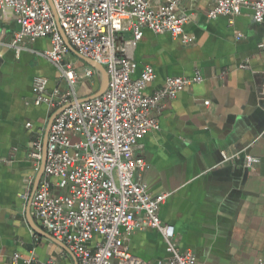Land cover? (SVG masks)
<instances>
[{"label": "crops", "instance_id": "obj_1", "mask_svg": "<svg viewBox=\"0 0 264 264\" xmlns=\"http://www.w3.org/2000/svg\"><path fill=\"white\" fill-rule=\"evenodd\" d=\"M207 6L206 0L184 5L191 14L183 26L190 43L144 30L128 49L133 78L143 66L155 73L146 95L167 77L198 72L204 78L153 113L159 130L138 143L136 156L147 169L136 178L149 193L168 195L159 219L173 227L180 251L192 252L196 264H264V22L257 23L247 8L234 19L210 20ZM17 29L12 11L1 10L0 37L8 41ZM50 48L48 39H38L26 42L19 55L0 51V264H19L15 254L31 256L35 264H76L66 249L32 229L29 218L43 230L29 199L22 198L28 188L32 192L36 175L28 160L31 142L40 137L43 143L55 112L33 104V80L45 78L49 90L58 86L67 92L57 69L40 56ZM66 62L90 68L72 51ZM98 83L95 73L92 81L79 84L78 100L92 96ZM221 153L239 156L222 164ZM245 155L258 164L246 168ZM29 179L32 183H25ZM122 248L142 264L168 257L153 229L124 236Z\"/></svg>", "mask_w": 264, "mask_h": 264}, {"label": "built area", "instance_id": "obj_2", "mask_svg": "<svg viewBox=\"0 0 264 264\" xmlns=\"http://www.w3.org/2000/svg\"><path fill=\"white\" fill-rule=\"evenodd\" d=\"M187 1L201 0H51L54 16L47 0H0V11L11 10L18 27L8 41L0 37V51L19 55L26 42L48 39L51 48L40 56L67 85V92H62L58 86L49 90L45 78L32 83L34 105L52 111L68 107L50 127L43 174L30 207L42 229L63 244L77 264H142L123 250L122 239L144 229L156 230L165 244L168 257L157 264H196L192 252L180 251L173 227L159 219L168 195L149 193L136 178L147 165L135 152L146 134L159 130L153 113L204 78L198 72L192 77H167L161 88L146 95L155 73L143 66L133 78L136 67L128 56L144 30L190 43L183 32L191 18L184 10ZM206 1L210 20L234 19L247 8L257 23L264 22V0ZM124 34H130V39L125 40ZM63 37L79 56L105 69L108 86L100 97L78 102L76 87L92 81L95 72L66 62L70 50ZM238 156L221 153L222 164ZM41 159L42 140L37 137L28 153L35 174ZM258 162L256 157L244 156L248 169ZM30 194L28 188L22 198L27 200ZM13 261L35 264L33 257L17 254Z\"/></svg>", "mask_w": 264, "mask_h": 264}, {"label": "water", "instance_id": "obj_3", "mask_svg": "<svg viewBox=\"0 0 264 264\" xmlns=\"http://www.w3.org/2000/svg\"><path fill=\"white\" fill-rule=\"evenodd\" d=\"M54 16H55V12H54V9H53V6H52V3H51V0H47ZM63 36V35H62ZM64 38V37H63ZM64 41H65V44L66 46L68 47V49L70 51H72L73 53H75L76 55H78L74 49L69 45V43L67 42V40L64 38ZM78 57L83 61L85 62L91 69H93V71L97 74L98 78H99V86H98V89L97 91L90 97L88 98H85V99H79L78 102L79 103H82V102H86V101H89V100H92V99H95V98H98L100 97L107 89V86H108V76H107V73L105 71V69L98 63L96 62H93L89 59H86V58H83L81 56L78 55ZM66 107L68 106H65V107H61L59 109H57L50 121H49V124L47 126V129H46V133H45V136H44V140H43V143H42V159H41V164H40V168L38 170V172L36 173L35 175V178H34V181H33V190L30 194V197H29V206H30V202H31V198H32V195L33 193L35 192L36 188H37V185L42 177V174H43V169H44V164H45V160H46V145H47V136H48V133H49V130H50V127L54 121V119L56 118V116L62 112ZM29 206H28V211H29ZM29 223H30V226L32 227V229H34V231L36 233H38L39 235L43 236V237H46V238H49V239H52L54 242H56L58 245H60L61 247H63L64 249L67 250V248L61 244L60 242L54 240L52 237H50L48 234H46L43 230H41L40 228H38L34 223L33 221L29 218ZM68 251V250H67ZM69 252V251H68ZM77 264V262H76Z\"/></svg>", "mask_w": 264, "mask_h": 264}, {"label": "rangeland", "instance_id": "obj_4", "mask_svg": "<svg viewBox=\"0 0 264 264\" xmlns=\"http://www.w3.org/2000/svg\"><path fill=\"white\" fill-rule=\"evenodd\" d=\"M99 79V78H98ZM99 83L97 84V89H98ZM97 91V90H96ZM25 183H27V181H25Z\"/></svg>", "mask_w": 264, "mask_h": 264}]
</instances>
